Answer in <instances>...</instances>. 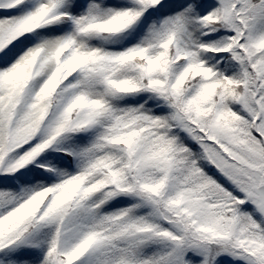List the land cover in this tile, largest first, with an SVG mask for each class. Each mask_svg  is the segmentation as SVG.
Returning <instances> with one entry per match:
<instances>
[{"label": "snow or ice", "instance_id": "1", "mask_svg": "<svg viewBox=\"0 0 264 264\" xmlns=\"http://www.w3.org/2000/svg\"><path fill=\"white\" fill-rule=\"evenodd\" d=\"M0 264H264V0H0Z\"/></svg>", "mask_w": 264, "mask_h": 264}]
</instances>
